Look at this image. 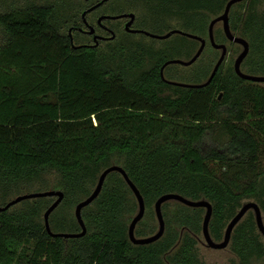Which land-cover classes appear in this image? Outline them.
Here are the masks:
<instances>
[{"label": "trees", "instance_id": "trees-1", "mask_svg": "<svg viewBox=\"0 0 264 264\" xmlns=\"http://www.w3.org/2000/svg\"><path fill=\"white\" fill-rule=\"evenodd\" d=\"M99 1L0 0V199L41 192L34 188L61 191L50 229L71 222L72 233H78L75 206L92 193L102 171L116 165L145 204L135 228L138 238L157 232L154 205L171 193L211 204L209 232L215 242L246 200L258 205L264 220V87L240 79L231 62L205 87L170 85L160 69L179 57L144 39H122L118 31L112 42L72 48L69 27ZM228 1L144 0V5L156 12L153 33L180 29L205 36L211 17ZM263 5L264 0H248L246 7L239 3L230 11L232 31L240 30L250 43L242 64L250 75H264ZM122 7L101 13L133 11L140 17V0H125ZM184 39L185 45L173 48L189 60L198 43ZM215 40L224 38L215 34ZM205 52L213 55L209 68L183 80L174 79L167 67L165 79L207 81L216 53ZM55 199L25 200L0 212V264H205L196 247L205 209L168 201L162 205L163 236L133 245L128 227L138 203L120 173H110L98 197L82 210V237L47 233L43 214ZM64 204L70 216L59 215ZM229 246L238 264L264 260L252 211L234 228Z\"/></svg>", "mask_w": 264, "mask_h": 264}, {"label": "water", "instance_id": "water-1", "mask_svg": "<svg viewBox=\"0 0 264 264\" xmlns=\"http://www.w3.org/2000/svg\"><path fill=\"white\" fill-rule=\"evenodd\" d=\"M107 1L108 0H101L100 2L91 6L90 8L84 10L81 14L82 20L85 22L86 21L85 17L88 13L96 10L97 8L102 6L104 3H106ZM241 1L242 0H229L225 6V10H224L223 14L218 16L217 18H214L209 24V40H210V43H211L212 47H214L215 49H221L222 52H221V55H220L217 63L215 64L210 76L208 77L207 81H205L204 83H201V84H186V83H181V82H177V81H170V80L165 79L163 72H164V68L168 65H181L184 67L192 65L198 59V57L201 55V53L204 49L205 41L203 39H201L200 37H198L196 35L186 33V32L180 31V30H172V31H170L164 35H154V34H150V33L145 32V35H147L151 38H154V39H158V40H165V39L169 38L170 36H172L173 34H178V35H182L184 37H187L189 39L201 41V45H200L199 49L197 50L195 55L190 60L184 61L181 59H172V60H168L166 63L163 64V66L160 69V75H161V78L163 81H165L166 83H168L170 85L184 87V88H202V87L207 86L211 82V80L213 79V77L217 73L220 65L222 64V62L224 61V59L227 55L226 46L223 44L222 45L215 44L214 39H213L214 25L217 22L221 21L223 23V29H224V33H225L226 38L230 41L239 43L243 46L242 52L238 55V57L236 58V60L234 62L233 68H234L235 74L240 79H242L244 81H249V82H253V83H264V76H251V75L243 73L240 69L241 63L243 62V60L246 58V56L248 54L249 46H248V43L244 39L239 38V37H235L231 33L228 15H229V11H230L231 6L238 3V2H241ZM124 17L130 18V22H128L125 25V31L126 32H129V33L143 32L140 30H131L130 29V26L132 25V22L134 20V14L104 15V16H101L98 18V22L101 23L102 20H119V19L124 18ZM68 32L70 35V42H71L72 48L79 47V46L75 45L73 42L72 30L69 29ZM88 34H90V35L94 34V29L89 28ZM113 38H114V34H112L110 39H113ZM98 39H100V38L97 35H94L93 40L95 41V43L93 46L97 45ZM112 172H118L122 175L125 182L127 183V185L130 187L131 191L133 192V194L137 200V203H138V211L134 215V217L132 218V220L129 224V227H128V238H129V241L133 245H148V244L156 242L157 240H159L163 236L164 230H165V222H164V218H163V214H162V205L168 201H178L187 207L205 209V214H204L203 221H202L201 233H202V237L204 239V244L208 248H211L214 250H223V249L227 248L229 246L231 235H232L234 228L237 226V224L243 219V217L249 211L253 212L257 230H258L259 234L262 236V238L264 239V220H263L261 210L255 202L249 201V202L244 203L241 206V208L238 210L236 215L228 222L226 229L224 231L223 239L221 240V242H215L211 238L210 232H209V222H210L211 215H212L211 204L205 200L192 201V200L186 199V198H184L178 194H172V193L162 195L161 197H159V199L156 201V203L154 205V212H155L156 220L158 223L157 232L151 236H148V237L138 238L135 236V228H136L137 224L144 217L145 204H144L143 198H142L139 190L131 182L128 175L125 173V171L121 167L116 166V165L110 166V167L106 168L104 171H102L92 193L87 198L83 199L82 201H80L75 206L74 217H75V219H76V221H77V223L81 229L80 232H78V233H54L50 229L49 217H50L51 213L59 206V204L62 202L63 197H64V195L61 191L48 190V191L33 192V193H26V194L18 195L15 198L8 201L4 206H0V212L5 211V210L9 209L10 207H12V206H14V205H16L22 201H25V200L43 198V197H55L56 199L54 200V202L45 210V212L43 214L44 225H45V229H46L47 233L52 237H61L64 239H73V238L82 237L86 233V226H85V223L82 219V210L85 207L89 206L98 197V195L102 189V186L105 182L106 177Z\"/></svg>", "mask_w": 264, "mask_h": 264}, {"label": "rangeland", "instance_id": "rangeland-1", "mask_svg": "<svg viewBox=\"0 0 264 264\" xmlns=\"http://www.w3.org/2000/svg\"><path fill=\"white\" fill-rule=\"evenodd\" d=\"M1 1H8V0H1ZM20 2H33L34 0H19ZM71 3V2H70ZM80 3V1L78 2V4ZM121 5L125 6V1L124 0H112L109 1L108 3L106 2L105 4H103L102 6H100L99 8V12H107V13H116L118 12ZM263 9H264V5H263ZM107 24L110 25H115L118 23L117 20H107L106 21ZM221 25L217 24L215 29H220ZM120 38L128 40V41H143L144 40L142 38H140V36L137 35H126L123 34L122 32L118 31ZM166 34L165 32H163V34L160 35H164ZM85 40V37L83 35H80L78 33H74V44L75 45H79L81 42H83ZM147 42V41H146ZM187 43V40L184 39V37H182V35H178V34H173L172 36H170L169 38L165 39V40H156L154 42H148V46L154 48V49H166V53L170 56V57H179V58H175V59H181L184 60L182 58H180V55L175 53V48H173L174 46H180V45H185ZM171 47V48H170ZM228 49L231 50V56H229L228 63L231 62V64H233V60L234 58H236L237 53L239 52V50L236 48V46H231L230 44H228ZM213 56L211 53L209 52H205L203 54V57H201V59L199 61H196L195 64H193L191 67L186 68V67H181V66H177V65H169V68L167 69V71H169L170 74H174L175 76H173L174 79H183V80H190V76L194 75L195 73L201 71V69H204L203 67H207L209 68V64H208V60L207 58ZM172 60V59H171ZM261 87H264V84H258ZM34 191H42L41 188H34L32 189ZM9 201V198H5V199H0V203L4 204L6 202ZM247 201H253V200H246L244 202ZM60 210L58 211L59 215H65V216H70L71 215V208L64 204L63 206H61L59 208ZM155 224L157 225V220L155 222ZM57 225V224H56ZM52 224V229L54 230V232L57 233H72L74 230V225L70 222L67 225L68 226H56ZM198 243H197V252H198V256L199 259L204 262L205 264H238V257L232 252V250L230 249V246H228L227 248L223 249V250H214L211 248H208L205 244H204V239L202 237V233L200 232L199 236H198ZM263 239V238H262ZM264 241V239H263ZM217 242H221V241H217ZM230 244V243H229ZM251 264H264V260L263 259H257V258H252L251 260Z\"/></svg>", "mask_w": 264, "mask_h": 264}, {"label": "flooded vegetation", "instance_id": "flooded-vegetation-1", "mask_svg": "<svg viewBox=\"0 0 264 264\" xmlns=\"http://www.w3.org/2000/svg\"><path fill=\"white\" fill-rule=\"evenodd\" d=\"M84 1L89 2V0H84ZM109 1H112V0H108L107 3ZM239 3H244L245 4V7H246V5L248 3V0H242L241 2H238V3L234 4V5H232L231 8H230V11H231V9L235 5H237ZM91 6H93V5H88V7L86 9L90 8ZM122 8H126V7L123 6ZM97 9L94 10V11H97ZM224 10H225V8H224ZM224 10L220 14H218L217 16L211 17V19H210V21L208 23V27H209L210 22L214 18H217L218 16H220V15L223 14ZM234 10H239V8L234 9ZM230 11H229V15H228V17H229V26H230ZM92 12H90V13H92ZM90 13H88L86 15V17H85V20L86 21L85 22L82 20V18H80L81 20L77 23V25H74V26H70L69 27V29L72 30V33L78 32L80 35H83L85 37V40L83 42H81L79 45H77L79 47L80 46H84V47H97V46L101 45L102 43L112 42V41H114L117 38V34H118L117 31H120V32H122L124 34H128V35H137V36H140V38H142L144 40H147L149 42L158 40V39H154V38H151V37L145 35V32L146 33H150V34H154V35H159V34L153 33V30L157 28L159 22L156 23V12L154 10L150 9L149 7L145 6L144 5V0H140V17L137 18L136 13H134L133 11H128V12L127 11H124V12L120 13V14H134V20L132 22V25L130 26V29L131 30H140V31H143V32H140V33H129V32H126L125 31V25L128 22H130V18L129 17L121 18V19L117 20L118 21L117 24L110 25V24H107L106 23L107 20H102L101 23L98 22V18L99 17L104 16V15H109V14L98 13L97 15H94V16H92L89 19L88 18V15ZM116 15H119V14H116ZM139 18H140V20H139L140 21V28H137L136 27V24L139 23V21H138ZM217 24L218 25L219 24L221 25L220 29H215ZM89 28H93L94 29V34H92V35L88 34ZM173 30H180V29H173ZM230 30H231V33L235 37L242 38V39H244L248 43V46H249L248 54H249L250 53V43H249L247 37L242 36L241 33L239 32L240 30L239 31H232L231 26H230ZM170 31H172V30H170ZM180 31H182V30H180ZM112 34H114V38L113 39H110L111 36H112ZM215 34L218 35V36L223 37L224 38V41H222V42H216V40H215ZM94 35H97L100 38V39L97 40V45L96 46H93L94 43H95V41L93 40ZM198 37H200L201 39H203L205 41V46H204V49H203L201 55L198 57V59L196 61H198L203 56V54H204L205 51H208L209 49L214 50L215 53H216V58L214 60L213 66H212V70H213V68H214L215 64L217 63V61H218V59H219L222 51H221V49H215L214 47H212V45L210 43V40H209V29H208L207 34L205 36H198ZM213 39H214L215 44H218V45H222L223 44L227 48V55H226V57H225V59H224V61L222 62L221 65H224V64H226V63L229 62L227 60H228L229 56H231V50L228 49V44H230L233 47L236 46V48L239 50V52L237 53L236 58L238 57V55L243 50V46L241 44L236 43V42H233V41H230V40H228L226 38L225 33H224V29H223V23L221 21L220 22H217L214 25V28H213ZM191 40H194V39H191ZM194 41H196L198 43V46H197V50H198L199 47H200V45H201V41H199V40H194ZM197 50H196V52H197ZM195 53H194V55H195ZM248 54H247L246 58L248 57ZM236 58H234V60H233L232 67L234 66V62H235ZM246 58L243 60V62L246 60ZM184 61H188V60H185L184 59ZM196 61L193 64H195ZM243 62L241 63V66H240L241 71H242V64H243ZM192 65L187 66L186 68H189ZM179 66H181V65H179ZM167 67H169V65L166 66L164 68V70ZM181 67H184V66H181ZM212 70H211V72H212ZM233 70H234V68H233ZM242 72L245 73L244 71H242ZM174 74H171V75H174ZM245 74H247V73H245ZM248 75H250V74H248ZM251 76H264V75L257 74V75H251ZM246 82H249V81H246ZM250 83H253V82H250ZM257 84H264V83H257Z\"/></svg>", "mask_w": 264, "mask_h": 264}]
</instances>
